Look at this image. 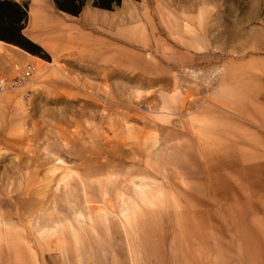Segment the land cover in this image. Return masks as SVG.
<instances>
[{
    "label": "rangeland",
    "instance_id": "1",
    "mask_svg": "<svg viewBox=\"0 0 264 264\" xmlns=\"http://www.w3.org/2000/svg\"><path fill=\"white\" fill-rule=\"evenodd\" d=\"M25 33L0 264H264V0H31Z\"/></svg>",
    "mask_w": 264,
    "mask_h": 264
},
{
    "label": "trees",
    "instance_id": "2",
    "mask_svg": "<svg viewBox=\"0 0 264 264\" xmlns=\"http://www.w3.org/2000/svg\"><path fill=\"white\" fill-rule=\"evenodd\" d=\"M31 0H0V41L19 46L28 52L48 59V54L25 33L29 21ZM57 9L78 16L90 2L94 7L112 10L123 0H53Z\"/></svg>",
    "mask_w": 264,
    "mask_h": 264
},
{
    "label": "built area",
    "instance_id": "3",
    "mask_svg": "<svg viewBox=\"0 0 264 264\" xmlns=\"http://www.w3.org/2000/svg\"><path fill=\"white\" fill-rule=\"evenodd\" d=\"M17 72L13 76H8L0 72V93L12 89L23 88L36 73L37 67L34 63H28L23 68L16 65Z\"/></svg>",
    "mask_w": 264,
    "mask_h": 264
},
{
    "label": "bare ground",
    "instance_id": "4",
    "mask_svg": "<svg viewBox=\"0 0 264 264\" xmlns=\"http://www.w3.org/2000/svg\"><path fill=\"white\" fill-rule=\"evenodd\" d=\"M1 44L11 45V44L5 43V42H3V41H0V45H1ZM11 46H14V45H11ZM14 47L18 48L17 46H14ZM4 51H5V50H4ZM2 52H3V50L1 49V46H0V53H2Z\"/></svg>",
    "mask_w": 264,
    "mask_h": 264
},
{
    "label": "crops",
    "instance_id": "5",
    "mask_svg": "<svg viewBox=\"0 0 264 264\" xmlns=\"http://www.w3.org/2000/svg\"><path fill=\"white\" fill-rule=\"evenodd\" d=\"M27 29V28H26ZM1 46V45H0ZM1 49L3 50V52L2 53H4L5 51H6V49L3 47V46H1ZM5 50V51H4ZM33 56V55H32ZM35 59H36V57H34ZM38 58V57H37Z\"/></svg>",
    "mask_w": 264,
    "mask_h": 264
}]
</instances>
